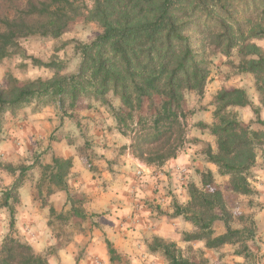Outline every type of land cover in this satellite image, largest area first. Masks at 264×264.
I'll return each mask as SVG.
<instances>
[{
	"label": "trees",
	"instance_id": "1",
	"mask_svg": "<svg viewBox=\"0 0 264 264\" xmlns=\"http://www.w3.org/2000/svg\"><path fill=\"white\" fill-rule=\"evenodd\" d=\"M91 1L88 19L101 31L77 46L81 61L76 72L64 74L58 66L48 78L20 84L9 77L8 86H0V130L5 113L28 104H34L36 110L55 104L65 115L80 99H88L109 109L117 131L130 139L128 149L134 158L147 166H161L189 142L184 94L203 95L209 56L214 52L226 57L236 52L238 60L233 67L253 76L264 108V47L259 44L264 43V0ZM84 7L82 0H0V60L22 51L21 38L60 37ZM30 59L37 66L53 65ZM153 98L163 100L165 107L144 110L146 101ZM114 100L118 106L113 105ZM212 106V122L194 124L215 137V150L207 145L202 155L216 166L218 175L228 178L229 191L255 194L249 178L257 149L264 146V119L257 118L261 126L257 130L238 120L231 108H253L242 88H221ZM252 111L257 113L258 108ZM33 165H4L7 172L19 173L1 190L0 206L9 212V232L0 243V264H49L50 249L37 252L15 231L18 190L25 171ZM40 167L38 196L66 193L69 207L57 211L49 204L47 224L60 244L67 243L73 234L84 231L87 217L82 194L68 185L72 160L53 156ZM196 172L199 184H187V202H174L170 215L181 216L193 226L191 232H183V241H201L206 249L214 250L228 244L235 246V254L247 256L248 242L256 233L253 216L231 211L210 170ZM235 218L237 226L232 225ZM216 220L224 226L220 234L212 227ZM106 245L111 261L114 250L109 241ZM148 247L159 250L167 264H211L202 249L188 246L184 251L159 237H152Z\"/></svg>",
	"mask_w": 264,
	"mask_h": 264
},
{
	"label": "crops",
	"instance_id": "2",
	"mask_svg": "<svg viewBox=\"0 0 264 264\" xmlns=\"http://www.w3.org/2000/svg\"><path fill=\"white\" fill-rule=\"evenodd\" d=\"M21 110L26 112V116L21 119L14 118L8 112L4 115L5 127L2 126L0 130L2 137L0 155L12 165L34 163L25 173L35 170L37 172L36 156L40 150H43L46 136H50L52 130L56 128L60 138L49 143L52 154L50 158H46L45 164L50 163L53 156L71 158L72 167L68 185L72 190L74 188V191H80L85 196V203L82 205L87 214L83 223L84 231L75 233L70 241L60 244L52 228L47 224L48 207L46 209L34 198L33 190L37 186V179L32 185L25 179L24 173L18 190L16 233L37 252L44 253L49 248L51 250L49 264H167L159 250L149 249L148 245L152 237L174 242L181 249L186 246L202 249L211 264L218 262L219 254H223L221 261L224 264H264L263 150L258 151L255 164L250 170L249 182L255 194L244 199L253 200L244 210L253 216L256 224L254 240L248 242L249 251L245 256L235 254V246L228 244L214 250L206 249L201 241H183V232H191L193 226L181 216H170L174 202H187V184L196 177L197 170L202 171L205 168L212 174L217 170L214 164L202 160L201 154H195L194 149L189 147L182 149L176 157L167 160L161 166H147L130 154L128 149L130 139L117 131L114 119L106 114L103 119L92 123L93 136L101 138L103 135H108L112 140H116L120 146L126 147L124 151L129 161L125 160L128 161L126 164L121 163L122 166L118 167L112 182L103 189L94 170L81 162L73 148L74 145L66 140L67 131L59 127L65 118H61L56 111L48 113L46 109L36 112H27L25 108ZM12 119L13 122H10ZM110 126L112 128L109 135ZM45 144L48 146V142ZM128 164L131 165L132 170L127 168ZM134 168L142 170L140 178L133 179ZM18 173V170L10 173L12 175L5 184L7 188L16 179ZM40 176L41 170L38 181ZM62 193L65 192H55L51 196H58V199H61L64 196ZM63 204L58 206L55 202L50 203L57 211H59L57 208L60 209ZM92 213L96 214L95 218L89 216ZM8 221L7 208L0 206L1 239L9 231ZM212 227L216 234L224 232V226L219 220L214 221ZM106 241L110 242L114 250L111 261Z\"/></svg>",
	"mask_w": 264,
	"mask_h": 264
},
{
	"label": "rangeland",
	"instance_id": "3",
	"mask_svg": "<svg viewBox=\"0 0 264 264\" xmlns=\"http://www.w3.org/2000/svg\"><path fill=\"white\" fill-rule=\"evenodd\" d=\"M82 1L84 2L85 7L81 9L80 14L73 19V21L67 26L66 30L60 37L51 39L47 36H32L19 39V44L22 47V51L0 60L1 87L5 88L8 86L9 77H13L19 84L33 80L37 77L43 79L48 78L54 73L58 66L61 69V73L71 74L76 72L81 61V54L78 51L77 46L81 43L89 42L101 31V28L96 22L88 19V10L92 7V1ZM259 44L264 47L263 42H259ZM31 57L42 62L51 63L53 65L50 67L34 65L30 59ZM237 60L238 58L235 51L232 52L230 57H226L219 52L211 53L209 56V76L203 95L198 96L194 92H186L184 94L183 109L187 113L186 117L189 125V142L184 145L183 149L189 147L194 149L195 154L201 155L202 150L207 145H210L212 149L215 150V137L210 135L207 130H200L197 126H194V124L198 121L205 123L212 122V101L217 91H219L221 88H242L245 90L248 98L253 104V108L234 107L231 109L236 113L239 121L248 124L251 129H261L260 124L257 122V118L264 119V108H262L259 104L258 95L254 88V78L251 74L238 73L235 70L233 64L237 63ZM113 105L118 106V102L114 100ZM164 107L165 102L163 100L159 101L156 98L146 101L144 104V110L153 108L163 109ZM24 108L27 112L38 111L36 110L34 104H28ZM254 108H258L257 113L252 111ZM41 109H46L48 113H54V111H56L59 113L61 118H65L64 120L62 119L63 122L59 124V127H62L65 131H67L68 136L66 137L68 138H66V140L74 145L73 148L76 150V154L79 156L81 162L94 170L98 180L101 181L99 185L103 186V189H105L108 183L112 182V179L116 176L115 174L118 172V167L122 166L121 163L126 164L129 161L124 148L120 146L116 140H112V138H109L108 135H103L101 138L98 136H93L94 127L92 123L103 119L105 117L104 115L106 114L111 116L109 109L98 102L90 101L88 99H80L71 112H68V110V114L66 113L65 115L61 113L55 104L43 106L39 110ZM8 113L14 118L19 119L26 116V112H22V110L16 111L14 113ZM10 122H13V119L10 120ZM3 127H5L4 123ZM111 128V126L108 127L109 135ZM56 130L57 129L55 128L52 130L50 136H46L45 141L48 142V146L45 144V142L43 144V150H40L36 156L37 159L35 160L37 161V165L35 168L37 169V172L35 170L33 172L27 171V173H25V179L29 180L32 185L36 179V182H38V177L41 170L40 164H45L46 158H50V155L52 154V147L49 146V143L56 141L57 138H60L59 132H56ZM61 133L62 131L60 134ZM3 136L5 137L4 134ZM0 138L2 137L0 136ZM259 150L264 151V147L259 146L257 153ZM42 154L45 155L42 156ZM48 154L49 156H46ZM201 159L205 160L203 155L201 156ZM7 163L8 161L0 155V192L6 188L5 184L8 182V177L12 175L4 169V165ZM14 165H29V163H16ZM127 168L130 170L131 165L128 164ZM138 169L139 168L133 169V179L136 177L140 178L142 170ZM202 170H205V168ZM213 178L220 187L228 206L231 208V211L233 213H246L244 210L245 207L248 204H251L253 200H250L251 202L244 200L246 199V195L229 191L227 189L228 178L226 176L218 175L217 170L213 174ZM193 181L199 183L198 175H196V177L191 180V182ZM72 191H74V188ZM33 192L34 198L37 199L43 207H46V209L50 203L52 204L54 202L55 204L57 203L58 206H61V204L64 203L61 208L67 209V206H65V193H62L64 196L61 199H58V196L51 195L44 198L41 196L39 197L36 188H34ZM75 193H81L85 201V196L82 192L76 191ZM57 209L60 210L59 208ZM95 215L96 214L94 213L89 214L90 217H94ZM238 224L239 221L237 218H235L232 222V225L237 226ZM17 236L23 240L22 236H20L18 233ZM3 238L4 237H2V239ZM2 239L0 238V243ZM187 248L188 246L184 247L183 250L186 251ZM48 250L49 248L44 252H47ZM193 250H195V248H193ZM222 256L223 254L218 255L219 259L216 264H224V262L221 261Z\"/></svg>",
	"mask_w": 264,
	"mask_h": 264
}]
</instances>
